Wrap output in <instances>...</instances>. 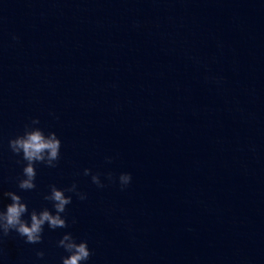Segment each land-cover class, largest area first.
<instances>
[{
    "label": "water",
    "instance_id": "obj_1",
    "mask_svg": "<svg viewBox=\"0 0 264 264\" xmlns=\"http://www.w3.org/2000/svg\"><path fill=\"white\" fill-rule=\"evenodd\" d=\"M34 119L61 158L22 191ZM73 183L69 227L12 232L0 264H62L67 233L86 264H264V0H0V209L55 214Z\"/></svg>",
    "mask_w": 264,
    "mask_h": 264
},
{
    "label": "clouds",
    "instance_id": "obj_2",
    "mask_svg": "<svg viewBox=\"0 0 264 264\" xmlns=\"http://www.w3.org/2000/svg\"><path fill=\"white\" fill-rule=\"evenodd\" d=\"M15 39V37H14ZM40 121L34 119L31 124L25 125L24 133L17 135L9 141V148L16 156H21L22 159L17 163L26 162L23 167V178L19 179L18 187L22 191H32L37 188L35 183L37 177V164H44L49 168H56L61 158L62 141L58 138L55 132L47 135L43 129L34 127L39 125ZM111 163V158L108 159ZM85 176H91L92 183L99 188H104L106 185L101 182L100 174H93L91 169H84ZM108 180L114 182V177L111 173L107 176ZM132 181L130 173H122L119 176L121 190L126 188ZM50 194L44 196V200L52 203L53 210L44 207L37 211L32 209L29 212V207L24 202L23 197L17 195L15 192H3V197L11 200V203L6 206V209H0V243L3 238L16 232L21 238H24L25 243L41 244L43 243V233L45 226L51 230L58 228H68L69 224L66 217L63 215L67 211V206L73 200L71 195L75 194L81 201L87 199V194L78 191V186L73 183L71 187L60 189L56 185H50ZM28 215L30 220H25L24 217ZM73 223H76L73 219ZM58 247L63 248L69 255L62 258V264H86L91 258L92 252L89 249L87 241L77 243L76 238L67 233L63 235L62 239L58 241ZM0 254H3V249L0 248ZM37 257L43 259L45 253L38 251Z\"/></svg>",
    "mask_w": 264,
    "mask_h": 264
}]
</instances>
